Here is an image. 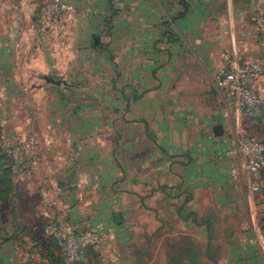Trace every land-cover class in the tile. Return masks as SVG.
Returning a JSON list of instances; mask_svg holds the SVG:
<instances>
[{"label": "crops", "instance_id": "1", "mask_svg": "<svg viewBox=\"0 0 264 264\" xmlns=\"http://www.w3.org/2000/svg\"><path fill=\"white\" fill-rule=\"evenodd\" d=\"M72 1L47 36L36 26L45 0H0V116L42 158L13 165L15 189L37 193L46 216L71 202L97 239L81 264H141L178 236L238 243L247 227L217 220L249 195L216 75L229 58H264V0ZM46 227L48 239H26L43 248L27 264L62 263Z\"/></svg>", "mask_w": 264, "mask_h": 264}, {"label": "rangeland", "instance_id": "2", "mask_svg": "<svg viewBox=\"0 0 264 264\" xmlns=\"http://www.w3.org/2000/svg\"><path fill=\"white\" fill-rule=\"evenodd\" d=\"M261 81L264 82V78ZM258 91L261 101L264 102V91H260L259 88ZM246 115L243 120L246 130L264 144V107L247 112ZM1 120L5 122L8 133L13 134L12 123L7 122L3 117L0 118V122ZM5 155L0 151V264H27L31 260L29 256L32 251L38 255L37 257L42 256L43 248L39 246L40 244L31 247L26 242V239L32 238V236H34V240L50 237V234H47L48 237L43 235L40 230L42 225L51 227V223H56L61 226L63 240L67 238V235L73 236L71 235L73 233L75 242L91 241L88 234H92L94 237V233L81 227L83 221L71 216L73 206L69 200L65 201L63 210L59 211L60 215H50V211L56 207V204L50 202L47 205L49 209L46 208L49 215L46 216L43 215L44 206H42L37 193L31 195L32 199H30L21 188H18V185L15 189L13 187V177H16L13 171L14 163ZM39 157L42 159L40 151ZM234 171L235 169H233ZM255 180L259 184L260 190L254 195L246 185L244 192L249 195L246 210L244 209L243 212L236 215L225 214L224 217L217 218L218 222H223L218 226L231 224V226L240 227L243 225L247 227V230L251 229L253 231L251 241L246 242L248 239H244L247 230L241 232V240H239L241 244L233 243V238L225 237L222 242L211 241L207 246L206 243L201 245L195 241L190 242V239L186 240L183 236H178L172 239V247L167 250L157 245V254H154V257L144 255L141 264H264V170L256 175ZM32 200L35 203H32ZM75 203V207L79 205L78 201ZM37 209L40 213L37 212ZM27 226H32V229L35 230L28 231ZM97 238L99 241L100 238L98 236ZM53 239L66 254L59 241L56 238ZM65 241L63 242L65 243ZM185 243L191 244L193 250L189 247L184 248ZM66 256L68 255L66 254Z\"/></svg>", "mask_w": 264, "mask_h": 264}, {"label": "built area", "instance_id": "3", "mask_svg": "<svg viewBox=\"0 0 264 264\" xmlns=\"http://www.w3.org/2000/svg\"><path fill=\"white\" fill-rule=\"evenodd\" d=\"M74 11L75 5L72 0H45L37 13L36 26L39 31L49 36L57 31L63 25L65 17ZM262 78H264V58L260 57L246 61H241L237 57L229 58L220 66L216 75L217 87L225 95V104L232 120L228 135L236 158L234 173L244 178L254 195L260 190L255 177L264 170V144L246 130L243 120L247 112L264 105L257 86ZM0 130V148L14 164L28 161L39 163L41 159L34 137H28L27 143L22 144L16 133H8L3 120L0 122ZM61 228L56 223H51L50 233L68 255V264L79 261L84 247L96 243L97 239L91 234L88 235L91 241L75 242L73 233H71L73 236L67 235L63 240Z\"/></svg>", "mask_w": 264, "mask_h": 264}, {"label": "trees", "instance_id": "4", "mask_svg": "<svg viewBox=\"0 0 264 264\" xmlns=\"http://www.w3.org/2000/svg\"><path fill=\"white\" fill-rule=\"evenodd\" d=\"M261 107H264V105H261V106H259V107H257L256 109H258V108H261ZM0 151H1V153L3 154V155H5L4 154V152L1 150V148H0ZM6 156V155H5ZM15 184H14V182H13V187H15L14 186ZM92 247V245H87V246H85L84 247V249H83V251L81 252V258H80V260L79 261H76L75 263H73V264H81V259H82V257L84 256V254H85V251L87 250V249H89V248H91ZM58 248L61 250V248L58 246ZM62 263L61 264H68V258H67V256L63 253V255H62ZM193 264H195V263H193Z\"/></svg>", "mask_w": 264, "mask_h": 264}, {"label": "water", "instance_id": "5", "mask_svg": "<svg viewBox=\"0 0 264 264\" xmlns=\"http://www.w3.org/2000/svg\"><path fill=\"white\" fill-rule=\"evenodd\" d=\"M46 81L52 84L60 85V82L55 81L52 78H46ZM214 133L216 137H222L224 135V127L222 124H218L214 127Z\"/></svg>", "mask_w": 264, "mask_h": 264}]
</instances>
